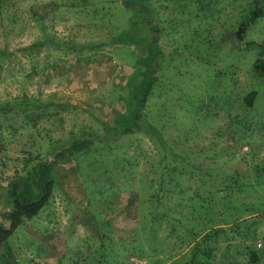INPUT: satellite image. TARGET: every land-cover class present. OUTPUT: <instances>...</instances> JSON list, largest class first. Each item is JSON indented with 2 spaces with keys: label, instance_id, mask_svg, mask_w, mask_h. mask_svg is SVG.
Returning a JSON list of instances; mask_svg holds the SVG:
<instances>
[{
  "label": "rangeland",
  "instance_id": "rangeland-1",
  "mask_svg": "<svg viewBox=\"0 0 264 264\" xmlns=\"http://www.w3.org/2000/svg\"><path fill=\"white\" fill-rule=\"evenodd\" d=\"M122 1L0 0V223L37 142L53 159L90 140L56 161L49 202L9 236L16 264H183L207 213L226 228L209 264H253L247 246L264 264V0ZM140 57L155 72L131 131L114 117L130 112Z\"/></svg>",
  "mask_w": 264,
  "mask_h": 264
},
{
  "label": "trees",
  "instance_id": "trees-1",
  "mask_svg": "<svg viewBox=\"0 0 264 264\" xmlns=\"http://www.w3.org/2000/svg\"><path fill=\"white\" fill-rule=\"evenodd\" d=\"M122 3L126 7L133 5L131 4V0H124ZM262 13V9L259 8L252 14V17L249 20L241 23L237 31L238 39L243 37L246 26L252 23L254 19ZM45 41L46 39L40 41L39 43L44 44ZM135 64L138 67L136 72L139 74V82L134 85V88H131L132 91L129 93L130 96L127 107L130 112L127 114L118 113L114 117V123L116 122L117 117L120 122L128 120V125H131V128L128 129H131V131L135 128H140L137 117L141 116L140 109L145 106V101L154 79L153 73L155 72V70L151 67V61L147 60L145 57H140ZM254 67L258 74L263 75L264 57L257 58L254 61ZM256 96L257 91L255 89H251L243 96V100L248 106H252ZM123 127L125 128L126 125ZM89 143L90 140L83 141L82 143L73 141L66 149L57 151L54 154L53 159H44L40 153V142H37L35 150L28 151V155L24 156L22 171L17 176L12 177L7 183V193L11 199V208L3 214L7 223H0V264H16V261L13 258V249L8 241V238L18 226L24 223L25 220H29L36 216L49 202L54 187L53 168L56 161L64 155V152L71 153L73 150L83 149L87 147ZM160 183H162V181ZM167 190L168 189L161 184L159 188L151 194V198L158 202L157 205L165 196ZM189 191L191 190L187 191V194H189V198H186L187 200H193L195 198L205 200L201 193ZM210 194L212 197L218 199L221 202L220 205L223 206V223L229 227L239 224L236 222L235 225H233L234 219H231L233 216L232 209L237 207V204L233 203L230 189L220 187L211 191ZM207 215L210 220V226L208 228L205 226L204 229L203 227H200L193 231L194 238H198V240L192 246L190 257L186 259L183 264H209V260L214 258V253L212 254L211 252L213 250L210 244L213 240H217L220 234L226 233V228L225 226H219L217 223H212L211 221L214 220V216H210L208 213ZM232 228L234 231L240 233L237 226ZM246 248L248 250L247 253L249 254L251 263L260 264L259 260L261 251L252 246H247ZM205 255H207V257L209 255V257L204 258Z\"/></svg>",
  "mask_w": 264,
  "mask_h": 264
}]
</instances>
